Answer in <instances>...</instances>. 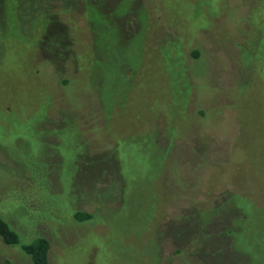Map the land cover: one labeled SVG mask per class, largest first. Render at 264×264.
Returning <instances> with one entry per match:
<instances>
[{"label":"rangeland","instance_id":"rangeland-1","mask_svg":"<svg viewBox=\"0 0 264 264\" xmlns=\"http://www.w3.org/2000/svg\"><path fill=\"white\" fill-rule=\"evenodd\" d=\"M0 216V264H264V0H0Z\"/></svg>","mask_w":264,"mask_h":264},{"label":"trees","instance_id":"trees-1","mask_svg":"<svg viewBox=\"0 0 264 264\" xmlns=\"http://www.w3.org/2000/svg\"><path fill=\"white\" fill-rule=\"evenodd\" d=\"M91 215L88 213L77 212L75 219L81 222L89 221ZM0 238L9 246H19L20 239L18 234L10 227V225L0 216ZM22 250L31 258L32 264H50V248L49 240L43 237L37 238L28 245H22Z\"/></svg>","mask_w":264,"mask_h":264}]
</instances>
